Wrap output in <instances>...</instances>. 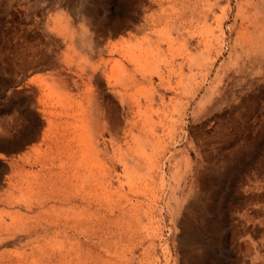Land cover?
I'll list each match as a JSON object with an SVG mask.
<instances>
[{
	"label": "rangeland",
	"instance_id": "1",
	"mask_svg": "<svg viewBox=\"0 0 264 264\" xmlns=\"http://www.w3.org/2000/svg\"><path fill=\"white\" fill-rule=\"evenodd\" d=\"M255 41L263 0H0V264H264Z\"/></svg>",
	"mask_w": 264,
	"mask_h": 264
},
{
	"label": "bare ground",
	"instance_id": "2",
	"mask_svg": "<svg viewBox=\"0 0 264 264\" xmlns=\"http://www.w3.org/2000/svg\"><path fill=\"white\" fill-rule=\"evenodd\" d=\"M177 1H178V0H177ZM183 1H184V0H183ZM194 1H195V0H194ZM205 1H206V0H205ZM222 1H223V0H222ZM260 1H261V0H260ZM263 1H264V0H263ZM224 2H225V0H224ZM228 2H229V1H228ZM180 3H181V2H180ZM196 3H197V2H196ZM198 3H199V2H198ZM229 3H230V2H229ZM189 4H190V3H189ZM193 4H194V3H193ZM193 4H192V5H193ZM227 4H228V3H227ZM245 4H246V3H245ZM204 5H205V4H204ZM154 6H155V5H154ZM219 6H220V5H219ZM229 6H230V5H229ZM257 6H258V5H257ZM150 7H151V6H150ZM176 7H177V6H176ZM187 7H188V6H187ZM187 7H186V8H187ZM189 7H190V6H189ZM195 7H196V6H195ZM219 8H221V7H219ZM222 8H223V7H222ZM229 8L231 9V7H229ZM248 8H249V7H248ZM259 8H260V5H259ZM261 9H262V8H261ZM225 10H226V9H225ZM225 10H224V11H225ZM166 11H167V10H166ZM186 11H187V9H186ZM189 11H191V10H189ZM184 12H185V11H184ZM228 13H229V12H228ZM260 13H261V12H260ZM149 14H150V13H149ZM204 14H205V13H204ZM226 14H227V13H226ZM217 15H218V13H217ZM258 15H259V14H258ZM225 16H226V15H225ZM227 16H228V15H227ZM163 17H164V16H163ZM210 17H211V16H210ZM233 17H234V16H233ZM208 18H209V17H208ZM194 19H195V18H194ZM259 19H260V18H259ZM192 20H193V19H192ZM221 20H222V18H221ZM225 20H226V19H225ZM257 20H258V19H257ZM166 21H167V20H166ZM206 21H207V19H206ZM243 21H244V20H243ZM189 22H190V21H189ZM194 22H195V21H194ZM195 23H196V22H195ZM250 23H251V22H250ZM149 24H150V23H149ZM224 24H225V23H224ZM224 24H223V25H224ZM145 26H146V25H145ZM148 26H150V25H148ZM226 26H227V25H226ZM216 27H217V25H216ZM249 27H250V26H249ZM251 27H252V25H251ZM85 28H86V27H85ZM143 28H144V26H143ZM182 28H183V27H182ZM219 28H221V27H219ZM223 29H224V28H223ZM223 29H222V30H223ZM236 29H238V28H236ZM250 30H251V29H250ZM214 31H215V30H214ZM87 32H88V31H87ZM171 32H172V31H171ZM174 32H175V31H174ZM219 32H220V31H219ZM221 32H222V31H221ZM253 32H254V31H253ZM84 33H85V32H84ZM214 33H216V32H214ZM87 34H88V33H87ZM92 34H93V33H92ZM150 34H151V33H150ZM157 34H158V33H157ZM177 34H178V33H177ZM219 34H221V33H219ZM237 34H238V33H237ZM89 35H90V33H89ZM215 35H216V34H215ZM243 35H244V34H243ZM261 35H262V34H261ZM261 35H260V36H261ZM91 36H92V35H91ZM151 36H153V35H151ZM155 36H156V35H155ZM164 36H165V35H164ZM179 36H180V35H179ZM182 36H183V35H182ZM220 36H221V35H220ZM227 36H228V35H227ZM247 36H248V35H247ZM86 37H87V36H86ZM148 37H150V36H148ZM226 38H227V37H226ZM242 38H243V37H242ZM242 38H241V39H242ZM261 38H262V37H261ZM91 39H92V38H91ZM154 39H155V38H154ZM154 39H153V40H154ZM193 39H194V38H193ZM232 39H233V38H232ZM262 39H263V38H262ZM143 40H144V39H143ZM89 41H90V40H89ZM148 41H149V40H148ZM151 41H152V40H151ZM212 41H213V40H212ZM220 41H221V40H220ZM234 42H235V41H234ZM261 42H262V41H261ZM91 43H92V42H91ZM142 43H143V42H142ZM159 43H160V42H159ZM198 43H199V42H198ZM202 43H203V42H202ZM214 43H215V42H214ZM220 43H221V42H220ZM138 44H139V43H138ZM146 44H147V43H146ZM163 44H164V43H163ZM233 44H234V43H233ZM88 45L91 46V44H89V43H88ZM154 45H155V44H154ZM176 45H177V44H176ZM198 45H199V44H198ZM188 46H189V45H188ZM211 46H212V45H211ZM226 46H227V45H226ZM242 46H243V45H242ZM249 46H250V45H249ZM262 46H263V45H262ZM88 47H89V46H88ZM146 47H147V46H146ZM146 47H145V48H146ZM91 48H92V46H91ZM145 48H144V49H145ZM208 48H209V47H208ZM250 48H251V50H252V53H253L254 58L256 59V61H257V60H264V46H263V47H258L257 44H256V41H255V42H252V43H251V47H250ZM152 49H153V48H152ZM187 49H188V48H187ZM243 49H244V48H243ZM133 50H134V49H133ZM158 50H159V49H158ZM161 50H162V48H161ZM190 50H192V49L190 48ZM200 50H202V49H200ZM222 50H223V49H222ZM251 50H249V51H251ZM143 51H144V50H143ZM236 51H237V50H236ZM243 51H244V50H243ZM127 52H128V51H127ZM152 52H153V51H152ZM189 52H190V51H189ZM197 52H198V51H197ZM162 53H163V52H162ZM164 53H165V51H164ZM181 53H182V52H181ZM142 54H143V53H142ZM142 54H141V55H142ZM145 54H146V53H145ZM160 54H161V53H160ZM173 54H174V53H173ZM208 54H209V53H208ZM137 55H138V54H137ZM189 55H191V54H189ZM203 55H204V54H203ZM134 56L136 57V53H135ZM134 56H133V57H134ZM178 56H179V55H178ZM209 56H210V55H209ZM139 57H140V56H138V58H139ZM145 57H146V56H145ZM150 57H151V56H150ZM174 57H175V56H174ZM176 57H177V56H176ZM176 57H175V58H176ZM248 57H249V56H248ZM136 58H137V57H136ZM136 58H135V59H136ZM143 58H144V57H143ZM170 58H171V57H170ZM216 58H217V57H216ZM152 59H153V58H152ZM182 59H183V58H182ZM204 59H205V58H204ZM121 60H122V59H121ZM148 60H149V59H148ZM163 60H164V59H163ZM170 60H171V59H170ZM184 60H185V59H184ZM253 60H254V59H253ZM139 61H140V60H139ZM168 61H169V60H168ZM198 61H199V60H198ZM211 61H212V60H211ZM158 62H160V61H158ZM161 62H162V61H161ZM161 62H160V63H161ZM170 62H171V61H170ZM184 62H185V61H184ZM187 62H188V61H187ZM251 62H252V61H251ZM139 63H141V62H139ZM166 63H167V61H166ZM177 63H178V62H177ZM132 64H133V63H132ZM135 64H137L136 61H135ZM141 64H142V63H141ZM163 64H164V63H163ZM195 64H196V63H195ZM246 64H247V63H246ZM252 64H253V63H252ZM258 64H259V62H258ZM143 65H144V64H143ZM167 65H170L169 62H168ZM179 65H180V64H179ZM179 65H178V66H179ZM199 65H200V64H199ZM133 66H134V65H133ZM136 66H137V65H136ZM194 66H195V65H194ZM202 66H205V65H202ZM212 66H213V65H212ZM116 67H117V65H116ZM118 67H119V66H118ZM118 67H117V68H118ZM131 67H132V66H131ZM138 67H139V66H138ZM145 67H146V66H145ZM159 67H160V66H159ZM182 67H183V66H182ZM192 67H193V66H192ZM207 67H208V66H207ZM120 68H121V67H120ZM122 68H123V67H122ZM129 68H130V67H129ZM129 68H128V69H129ZM170 68H171V67H170ZM190 68H191V67H190ZM203 68H204V67H203ZM253 68H254V67H253ZM194 69H195V67H194ZM254 69H255V68H254ZM257 69H258V68H257ZM119 70H120V69H119ZM129 70H130V69H129ZM174 70H175V69H174ZM179 70H180V68H179ZM138 71H139V70H138ZM167 71H168V69H167ZM247 71H248V70H247ZM105 72H106V71H105ZM142 72H143V71H142ZM168 72H169V71H168ZM144 73H146V72H144ZM171 73H172V72H171ZM171 73H170V74H171ZM107 74H108V73H107ZM107 74H106V75H107ZM137 75H138V74H137ZM140 75H141V74H140ZM143 75H144V74H143ZM143 75H142V76H143ZM222 76H223V75H222ZM135 77H136V76H135ZM144 77H145V76H144ZM206 77H207V76H206ZM120 78H121V77H120ZM141 79H142V78H141ZM119 80H120V79H119ZM181 80H182V79H181ZM181 80H180V81H181ZM204 81H205V80H204ZM182 82H183V81H182ZM137 83H138V82H137ZM214 85H215V84H214ZM201 86H202V85H201ZM212 86H213V85H212ZM215 89H216V88H215ZM126 90H127V89H126ZM117 93H118V92H117ZM117 93H116V94H117ZM126 96H127V95H126ZM185 97H186V96H185ZM190 101H191V100H190ZM92 102H93V100H92ZM92 102H91V103H92ZM183 103H185V102H183ZM92 105H93V104H92ZM178 108H179V107H178ZM188 108H189V107H188ZM146 109H147V108H146ZM147 112H148V111H147ZM181 113H182V112H181ZM135 117H136V116H135ZM141 118H143V117H141ZM179 118H180V117H179ZM98 119H99V118H98ZM161 120H162V119H161ZM163 121H164V119H163ZM147 123H148V122H147ZM137 127H138V126H137ZM146 127H147V126H146ZM147 128H148V127H147ZM148 129H149V128H148ZM146 131H147V130H146ZM136 132H137V131H136ZM147 132H148V131H147ZM134 133H135V132H134ZM132 136H133V134H132ZM143 136H144V135H143ZM153 137H155V136H153ZM147 138H148V140H149V137H147ZM155 138H156V137H155ZM145 139H146V138H145ZM146 140H147V139H146ZM146 140H145V141H146ZM148 140H147V141H148ZM150 141H151V140H150ZM51 142H52V141H51ZM141 142H142V141H141ZM143 142H144V139H143ZM143 142H142V143H143ZM154 142H155V141H154ZM149 143H150V142H149ZM145 144H146V143H145ZM75 145H76V144H75ZM154 145H155V144H154ZM151 147H152V146H151ZM71 148H72V147H71ZM129 148H130V147H129ZM127 149H128V148H127ZM141 149H142V148H141ZM70 152H71V150H70ZM128 152H129V151H128ZM129 155H130V153H129ZM63 156H64V155H63ZM63 156H62V157H63ZM139 159H140V158H139ZM88 162H89V161H88ZM85 163H86V162H85ZM90 163H91V162H90ZM63 164H64V163H63ZM66 164H67V163H66ZM85 166H86V165H85ZM65 168H67V167L65 166ZM85 170L87 171V168H86ZM64 171H65V170H64ZM64 171H63V172H64ZM79 175H80V174H79ZM93 180H95V179H93ZM144 180H145V179H144ZM145 181H146V180H145ZM139 182H140V181H139ZM141 184H142V183H141ZM146 184H147V183H146ZM146 184H145V185H146ZM87 188H88V187H87ZM97 190H98V189H97ZM63 197H64V196H63ZM90 197H92V196H90ZM85 198H86V197H85ZM65 199H66V198H65ZM82 200H83V197H82ZM88 200H89V199H88ZM90 200H92V198H91ZM66 201H67V200H66ZM85 202H87L86 199H85ZM87 205H88V204H86V205H84V206H87ZM78 206H79V205H78ZM87 207H89V206H87ZM88 209H89V208H88ZM81 213H82V212H81ZM63 215H64V214H63ZM77 215H78V214H77ZM79 215H80V214H79ZM79 215H78V217H79ZM54 218H55V217H54ZM69 218H70V217H69ZM80 218H81V217H80ZM70 219H71V218H70ZM70 219H69V220H70ZM74 219H75V217H74ZM56 220H58V219H56ZM60 220H61V219H60ZM75 220H77V219H75ZM61 221H62V220H61ZM64 222H65V221H64ZM60 223H61V222H60ZM69 223H70V222H69ZM72 223H73V222H72ZM74 223H75V222H74ZM57 224H58V221H57ZM63 225H64V224H63ZM74 225H75V224H73V226H74ZM57 226H59V225H57ZM53 227H54V226H53ZM71 227H72V226H71ZM69 228H70V226H69ZM79 228H80V227H79ZM79 228H78V229H79ZM56 229H57V228H56ZM59 229H60V228H59ZM71 229H72V228H71ZM58 233H59V232H58ZM75 233H76V232H75ZM52 239H53V238H52ZM54 240H55V239H54ZM43 241H44V240H43ZM57 241H58V240H57ZM61 241H62V240H61ZM58 242H59V241H58ZM50 243H51V242H50ZM56 244H57V243H56ZM67 244H68V243H67ZM38 245H39V244H38ZM39 246H40V245H39ZM41 246H42V245H41ZM48 246H49V245H48ZM50 247H51V246H50ZM62 247H63V246H62ZM59 248H60V247H59ZM63 248H64V247H63ZM66 248H67V247H66ZM66 248H65V249H66ZM46 249H47V248H46ZM38 250H40V249H38ZM44 250H45V249H44ZM48 250H49V249H48ZM58 250H61V249H58ZM40 251H41V250H40ZM45 251H46V250H45ZM54 252H56V251H54ZM54 252H53V253H54ZM68 252H70V251H68ZM53 253H52V254H53ZM61 253H62V252H61ZM56 254H57V253H56ZM46 255H47V254H46ZM70 255H71V254H70ZM48 256H49V255H48ZM66 257H67V256H66ZM49 258H50V257H49ZM55 258H57V256H56ZM44 261H47V260L45 259ZM70 263H71V262H70Z\"/></svg>",
	"mask_w": 264,
	"mask_h": 264
}]
</instances>
